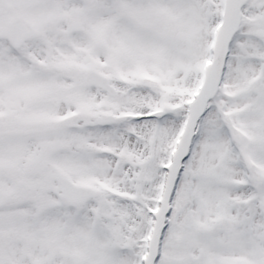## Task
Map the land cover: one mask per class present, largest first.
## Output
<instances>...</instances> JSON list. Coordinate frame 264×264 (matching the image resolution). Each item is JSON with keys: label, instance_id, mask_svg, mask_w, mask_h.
Wrapping results in <instances>:
<instances>
[{"label": "snow or ice", "instance_id": "snow-or-ice-1", "mask_svg": "<svg viewBox=\"0 0 264 264\" xmlns=\"http://www.w3.org/2000/svg\"><path fill=\"white\" fill-rule=\"evenodd\" d=\"M0 264H264V0H0Z\"/></svg>", "mask_w": 264, "mask_h": 264}]
</instances>
